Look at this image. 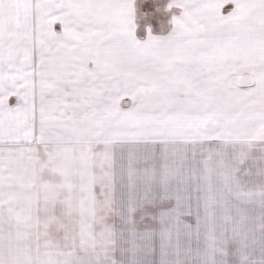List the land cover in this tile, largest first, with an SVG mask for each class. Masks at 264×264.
<instances>
[{
	"label": "snow or ice",
	"instance_id": "6c2138e0",
	"mask_svg": "<svg viewBox=\"0 0 264 264\" xmlns=\"http://www.w3.org/2000/svg\"><path fill=\"white\" fill-rule=\"evenodd\" d=\"M0 264H264V0H0Z\"/></svg>",
	"mask_w": 264,
	"mask_h": 264
}]
</instances>
